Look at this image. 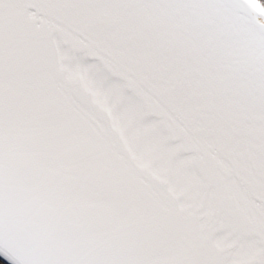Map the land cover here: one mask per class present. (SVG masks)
<instances>
[{"label": "snow or ice", "instance_id": "snow-or-ice-1", "mask_svg": "<svg viewBox=\"0 0 264 264\" xmlns=\"http://www.w3.org/2000/svg\"><path fill=\"white\" fill-rule=\"evenodd\" d=\"M0 264H264V0H0Z\"/></svg>", "mask_w": 264, "mask_h": 264}]
</instances>
